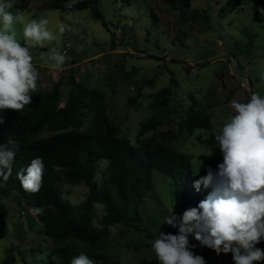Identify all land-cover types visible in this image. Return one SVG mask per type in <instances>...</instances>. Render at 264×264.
Wrapping results in <instances>:
<instances>
[{"label": "rangeland", "instance_id": "rangeland-1", "mask_svg": "<svg viewBox=\"0 0 264 264\" xmlns=\"http://www.w3.org/2000/svg\"><path fill=\"white\" fill-rule=\"evenodd\" d=\"M53 1L32 0L27 10L20 11L15 8L21 0H12L14 7L9 10L22 12L25 23L48 19V29L57 37L30 49L39 73L37 90L31 95L50 92L59 83L65 101L72 72L78 82L104 93L108 117L120 137L136 144L138 139L146 141L156 134L158 140L190 157L195 178L205 176L208 168L216 171L212 165L223 155L218 142L206 143L211 132L180 133L178 124L187 113L204 111L211 116L213 133L219 134L224 122L235 114L232 100L247 102L252 92L264 96V0H191V6L182 11L171 9L163 0H99L97 10L110 31L95 19L92 8L52 10ZM60 23L66 25L63 34L58 32ZM23 26L14 24L22 46ZM52 48L66 55L61 70L47 66ZM172 79L177 85L168 119L156 133L150 131L139 138L141 125L152 115L154 94L171 86ZM56 133L46 130L38 138ZM106 165L101 161L99 168ZM96 180L102 184L103 175L97 173ZM153 182L155 193L145 208L148 232L111 227L110 257L93 260L94 264H159L151 241L160 233L178 235L183 212L174 200L172 180L156 171ZM60 189L71 205L87 199L88 188L83 184H62ZM15 197L0 198V227L5 231L0 238V264L7 259V264H62L50 239L43 235L44 224L38 219L31 225L33 213L19 206ZM95 208V224L100 226L104 207L97 204ZM171 214L177 217V227L165 223ZM188 240L189 250L202 256L205 264H234L232 253L217 255L193 235ZM256 247L264 250V240Z\"/></svg>", "mask_w": 264, "mask_h": 264}, {"label": "trees", "instance_id": "trees-1", "mask_svg": "<svg viewBox=\"0 0 264 264\" xmlns=\"http://www.w3.org/2000/svg\"><path fill=\"white\" fill-rule=\"evenodd\" d=\"M31 2L21 0L15 9L25 11ZM70 2L72 0H54L51 9L80 11L92 8L95 19L110 31L104 16L97 10L99 0H74L72 7H66ZM163 2L180 11L191 6V0ZM68 85L65 101L57 83L50 92L33 94L30 108L20 112H0V145L9 140L16 142L12 174L7 182L0 177V198L15 194L16 203L33 213L29 219L31 225L37 224L38 219L44 224L43 235L50 239L62 264H71L72 258L81 252L97 261L110 257L108 250L113 226L148 232L145 208L155 193L156 171L172 180L174 200L183 213L198 207L211 193V188L195 189L194 182L199 178L193 175L188 155L158 140L156 134L151 139H138L132 144L120 137L117 126L110 121L102 91L78 82L72 72L68 75ZM176 85V80L172 79L171 86L154 94L150 104L152 115L141 125L139 138L150 131L156 133L164 125ZM178 128L180 133L197 129L210 131L206 143L217 142L211 116L204 111L187 113ZM46 130L58 133L38 138ZM37 157L42 158L45 166L43 183L38 193H29L22 188L17 173ZM101 161L107 162L104 169L99 168ZM222 162L223 156H220L212 167L217 169ZM97 173L103 175L102 184L96 180ZM62 184L85 185L87 199L79 205H71L62 197ZM97 204L102 205L105 212L99 220L100 226L95 224ZM36 209L43 211L38 213ZM3 236L5 231L1 226L0 238Z\"/></svg>", "mask_w": 264, "mask_h": 264}, {"label": "clouds", "instance_id": "clouds-1", "mask_svg": "<svg viewBox=\"0 0 264 264\" xmlns=\"http://www.w3.org/2000/svg\"><path fill=\"white\" fill-rule=\"evenodd\" d=\"M72 2L66 7H72ZM13 7L12 0H0V112H20L32 103L31 93L37 90L39 73L30 49L57 39L48 29V19L25 23L22 12L9 11ZM15 23L24 25L23 46L16 39ZM65 30L66 25L60 23L58 32L63 34ZM46 58L47 66L57 71L67 59L57 48L50 49ZM231 108L235 114L229 116L215 135L223 162L216 171L208 168L207 174L194 182L197 191L201 186L212 191L198 207L183 213L178 235L160 233L151 241L159 264H205L202 256L189 250V235L217 255L232 253L234 264L264 261V250L256 247L264 240V96L252 92L247 102L232 100ZM15 147L14 140L0 145V177L4 182L12 174ZM44 167L42 158L37 157L17 173L26 192L41 190ZM176 221L173 214L165 218V223L172 227H177ZM71 264H94V261L81 252Z\"/></svg>", "mask_w": 264, "mask_h": 264}]
</instances>
